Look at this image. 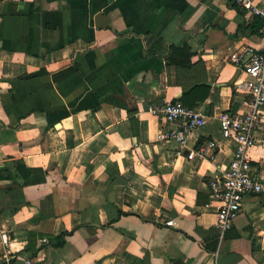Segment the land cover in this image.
<instances>
[{
  "label": "crops",
  "instance_id": "obj_1",
  "mask_svg": "<svg viewBox=\"0 0 264 264\" xmlns=\"http://www.w3.org/2000/svg\"><path fill=\"white\" fill-rule=\"evenodd\" d=\"M258 17L236 0H0V170L16 177L0 178V264H264V193L245 194L221 232L210 186L235 150L220 113L249 109L231 54L264 50ZM184 44L197 64L181 72L167 58ZM204 76L210 93L195 108L208 120L178 154L159 134L183 121L149 106L181 99ZM260 110L249 150L257 176ZM18 160L41 181L23 184ZM65 231L64 244L51 240Z\"/></svg>",
  "mask_w": 264,
  "mask_h": 264
},
{
  "label": "built area",
  "instance_id": "obj_2",
  "mask_svg": "<svg viewBox=\"0 0 264 264\" xmlns=\"http://www.w3.org/2000/svg\"><path fill=\"white\" fill-rule=\"evenodd\" d=\"M236 2L259 16L264 23V2H255L254 0H236ZM248 54L252 55L244 63ZM231 59L240 64L247 75L236 84L238 88L247 92L249 109L220 113L223 137L235 143L234 155L229 166L215 174L210 180L211 195L219 201L216 225L221 232H225L233 226L245 194L249 192L264 193V175L257 176L254 173L249 154V150L256 143L255 130L262 121L260 106L264 105V51L243 50L231 54ZM149 111L167 122L183 121L181 127L164 130L159 134V138H175L178 141V154L186 146L189 130L208 120V116L201 110L185 105L180 99L151 104ZM216 145L214 140H210L199 145L197 150H191L188 157L193 158L196 153H207L210 148ZM166 222L169 225L176 224L174 219ZM43 240L48 241L47 238ZM27 264H33V262L29 259Z\"/></svg>",
  "mask_w": 264,
  "mask_h": 264
},
{
  "label": "trees",
  "instance_id": "obj_3",
  "mask_svg": "<svg viewBox=\"0 0 264 264\" xmlns=\"http://www.w3.org/2000/svg\"><path fill=\"white\" fill-rule=\"evenodd\" d=\"M259 18V17H258ZM258 21H260V23H258L259 27H263L264 23L262 21L261 18L258 19ZM171 55H169V57L167 58L168 64L169 65H177V67H179L182 71H188L189 69H191L192 67H194L197 63L192 64V62L190 61V58L193 56V52L191 51L190 47L188 44H184L182 46H178V45H171ZM264 51V50H261ZM181 53L182 56H184L187 60L184 62H174L175 57L177 54ZM189 59V60H188ZM181 78L179 77L178 81ZM184 87V93L182 98L180 99L185 105L189 106V107H193L195 108V106L197 105L198 101H203L205 100L209 93H210V89L211 86L210 84L207 82L206 77L204 76V78L202 79H193V81L187 86V85H183ZM52 115L58 116V119H62L63 117L69 115L68 111H62V112H54L52 113ZM16 167L17 170H19V172L23 175L24 177V183L23 184H31V183H37L40 182L41 180H38V178H30V172L33 171V169H28L26 168V166L24 165V163L20 160L16 161ZM2 170H0V178L4 177V176H9L11 178L14 179V181L16 180V177L14 176V174L11 172L7 175L1 173ZM29 172V173H28ZM43 179V178H41ZM9 193H11V195L13 196H18L16 192H13L14 190H18L15 187H8L6 189ZM67 234V232H62L61 234L57 235V236H51V240L57 244H64V241L62 240L64 235ZM33 236H35V234L33 232H29V243L27 245V249L32 251L33 255H35L37 253L38 248L35 247L33 245Z\"/></svg>",
  "mask_w": 264,
  "mask_h": 264
},
{
  "label": "water",
  "instance_id": "obj_4",
  "mask_svg": "<svg viewBox=\"0 0 264 264\" xmlns=\"http://www.w3.org/2000/svg\"><path fill=\"white\" fill-rule=\"evenodd\" d=\"M251 55H252V54H250V55L248 56V58H249ZM248 58H247V59H248ZM247 59L244 60V63L247 61Z\"/></svg>",
  "mask_w": 264,
  "mask_h": 264
}]
</instances>
